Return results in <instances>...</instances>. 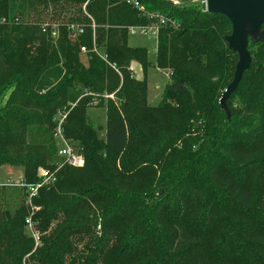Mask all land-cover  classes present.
Segmentation results:
<instances>
[{"label": "trees", "instance_id": "obj_1", "mask_svg": "<svg viewBox=\"0 0 264 264\" xmlns=\"http://www.w3.org/2000/svg\"><path fill=\"white\" fill-rule=\"evenodd\" d=\"M14 1L0 0V96L7 97L0 165L23 166L26 183L40 180L41 166L56 169L65 114L63 135L85 166L63 165L33 198L38 245L23 232L25 195L14 214L0 212V264H23L27 254L38 264H75L68 256L84 238L91 240L77 264H264V42L249 44L251 67L227 101L228 119L219 97L238 54L225 40V15L196 3L139 0L177 25L156 36L155 65L170 70V81L159 104L149 105L145 72L153 63L146 47L128 43L130 26L149 23L138 9L123 0H46L85 12L82 34L73 38L64 24L55 37L50 25L43 31L10 14ZM94 100L107 111L102 137L88 114ZM29 126H45L57 143L21 150ZM210 234L218 239L206 253Z\"/></svg>", "mask_w": 264, "mask_h": 264}, {"label": "rangeland", "instance_id": "obj_2", "mask_svg": "<svg viewBox=\"0 0 264 264\" xmlns=\"http://www.w3.org/2000/svg\"><path fill=\"white\" fill-rule=\"evenodd\" d=\"M9 12L16 17L18 16L20 22L24 24H37L39 27L43 24L50 25V29L56 30L57 33L59 32V25L83 23V17L85 15L84 10L78 5L76 6L73 4H67L65 2L53 4L46 0H17L11 3ZM57 36L58 34L55 37ZM46 38L49 39L48 37ZM128 43L129 45L135 47H146L148 50V59L153 63V65L148 66L145 72L147 82L146 99L149 105H157L161 101L163 91L170 81V70L161 69L155 65L157 45L156 35L129 32ZM81 51L79 53L80 58L84 64H87V57L85 54L86 51ZM129 64L130 73L136 74V79L141 78L142 72H140L141 70H138L139 67L141 68V66L134 61L130 62ZM137 70L139 72L138 74ZM105 97H111L117 105H120V100L114 96V93L107 94ZM6 98L7 97L5 96H0V108L4 106L7 100ZM96 103H98V100H94L92 102V106L88 108V114L91 123L97 127L99 136L102 137L104 135L107 111L104 106H99V104L97 106ZM20 134L21 136L19 139L21 150H26L31 147V145L50 146L54 145L55 142L57 143V137H55L56 140H54L52 133L45 126H29L25 128V130ZM81 157L82 164L73 167L83 168L85 166V159L82 155ZM53 159H56V157H53ZM43 169L51 170L52 168L41 166L38 170L39 175ZM23 179V166L9 164L0 165V212L7 210L10 214H14L17 209L19 210L24 196L23 187L20 186V182ZM156 195H158V193H156ZM97 228L98 234L101 235L102 226L99 224ZM184 228L185 225H182V229ZM23 232L27 233L26 229H23ZM217 239V235L210 234L208 236V240L202 246L201 250L206 253L211 252L214 249V244L212 242ZM90 240V238H84L80 241V243H77L75 253L71 256H68L70 263L77 264L81 259L83 260V256L86 253V246ZM23 264L38 263L37 261H33L30 258V255L27 254L23 258Z\"/></svg>", "mask_w": 264, "mask_h": 264}, {"label": "water", "instance_id": "obj_3", "mask_svg": "<svg viewBox=\"0 0 264 264\" xmlns=\"http://www.w3.org/2000/svg\"><path fill=\"white\" fill-rule=\"evenodd\" d=\"M193 3L188 1L177 5ZM201 7L208 13L223 14L231 22V32L225 35V40L228 47L238 54V61L232 80L219 97L220 108L230 119L231 109L227 101L240 84L244 72L251 67L249 44L264 42V0H203Z\"/></svg>", "mask_w": 264, "mask_h": 264}, {"label": "built area", "instance_id": "obj_4", "mask_svg": "<svg viewBox=\"0 0 264 264\" xmlns=\"http://www.w3.org/2000/svg\"><path fill=\"white\" fill-rule=\"evenodd\" d=\"M125 3L131 5L132 7L138 9L144 16L149 19V23L145 25H134L128 28L129 32L132 33H143V34H154L157 36L159 28L161 26L177 27L176 21L168 16L167 14L158 11H148L142 5L139 0H123ZM173 4H180L188 1H193L194 3L201 5L203 0H170ZM43 31L46 30V25L43 26ZM68 30L71 32V36L76 37L84 32L83 26L77 24H70ZM52 35H56L57 31L52 30ZM82 51H86L85 47L81 48ZM96 51V48L94 49ZM100 56L114 69L117 73L121 75L120 69L115 62L108 60L105 53H100ZM133 78H136V74H132ZM110 96V95H109ZM66 117L65 114L61 115L59 118V123L56 129V137L59 144L58 155L61 158V162L57 164L56 169L46 170L43 169L40 172V180L36 183H26L23 179L20 182V186L23 187L25 195V203L29 206V214L25 220V229L30 237L35 241V245H38L41 241V233L38 229L37 221L34 220V213L39 207L33 204V198L39 193V190L45 186L53 184L57 180L58 170L65 164L71 166H79L82 164V157L78 151L66 140L63 135L61 124Z\"/></svg>", "mask_w": 264, "mask_h": 264}, {"label": "crops", "instance_id": "obj_5", "mask_svg": "<svg viewBox=\"0 0 264 264\" xmlns=\"http://www.w3.org/2000/svg\"><path fill=\"white\" fill-rule=\"evenodd\" d=\"M138 70H139V71L141 70L140 72H142V69H141L140 67H139V69H138ZM138 70H137V74L139 73V72H138ZM141 74H142V73H141Z\"/></svg>", "mask_w": 264, "mask_h": 264}]
</instances>
